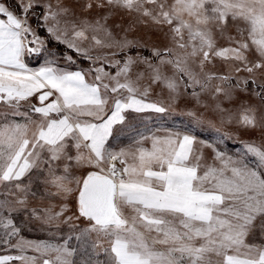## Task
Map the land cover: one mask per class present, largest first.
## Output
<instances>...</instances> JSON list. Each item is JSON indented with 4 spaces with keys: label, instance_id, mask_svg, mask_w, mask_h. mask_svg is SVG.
I'll return each mask as SVG.
<instances>
[{
    "label": "snow or ice",
    "instance_id": "6c2138e0",
    "mask_svg": "<svg viewBox=\"0 0 264 264\" xmlns=\"http://www.w3.org/2000/svg\"><path fill=\"white\" fill-rule=\"evenodd\" d=\"M0 264H264V0H0Z\"/></svg>",
    "mask_w": 264,
    "mask_h": 264
},
{
    "label": "rangeland",
    "instance_id": "374dc122",
    "mask_svg": "<svg viewBox=\"0 0 264 264\" xmlns=\"http://www.w3.org/2000/svg\"><path fill=\"white\" fill-rule=\"evenodd\" d=\"M229 145L231 146V142H229ZM25 235H29L31 238H44L42 234H40L39 232H35V233L26 232Z\"/></svg>",
    "mask_w": 264,
    "mask_h": 264
}]
</instances>
